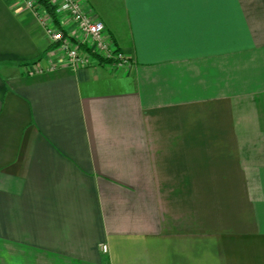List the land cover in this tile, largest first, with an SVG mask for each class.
Here are the masks:
<instances>
[{"label": "crops", "instance_id": "crops-1", "mask_svg": "<svg viewBox=\"0 0 264 264\" xmlns=\"http://www.w3.org/2000/svg\"><path fill=\"white\" fill-rule=\"evenodd\" d=\"M80 1L129 66L0 0V264H264V0Z\"/></svg>", "mask_w": 264, "mask_h": 264}, {"label": "built area", "instance_id": "built-area-1", "mask_svg": "<svg viewBox=\"0 0 264 264\" xmlns=\"http://www.w3.org/2000/svg\"><path fill=\"white\" fill-rule=\"evenodd\" d=\"M49 1L55 7L57 18L61 16L68 17L75 26L76 33L84 39L83 43L87 42L86 45L89 51L86 52L79 49L80 44L73 42L74 40L68 37L62 29H58L52 23L46 29L50 45L54 47V50L60 52L69 66L73 68L91 66L97 62L94 56L112 61L111 65L113 66L124 67L130 65L129 60L113 46L112 41L105 35L104 24L89 16L80 0ZM21 2L25 8L32 11L37 17H41V20L47 16L35 0H21ZM48 19H50L49 16L43 20L44 23ZM101 248L103 252L106 251V246Z\"/></svg>", "mask_w": 264, "mask_h": 264}, {"label": "trees", "instance_id": "trees-1", "mask_svg": "<svg viewBox=\"0 0 264 264\" xmlns=\"http://www.w3.org/2000/svg\"><path fill=\"white\" fill-rule=\"evenodd\" d=\"M35 2L40 8H42L45 14L50 17L52 24L56 26L58 29H60L58 18L55 13V7L50 3V1L49 0H35ZM78 47L79 49L83 51H86V52L89 51L85 44H80ZM94 59H96L98 64H112V61L108 59H102L97 56H94ZM37 62H39V60H37L35 63Z\"/></svg>", "mask_w": 264, "mask_h": 264}, {"label": "rangeland", "instance_id": "rangeland-1", "mask_svg": "<svg viewBox=\"0 0 264 264\" xmlns=\"http://www.w3.org/2000/svg\"><path fill=\"white\" fill-rule=\"evenodd\" d=\"M53 47V46H52ZM54 48V47H53ZM236 71V70H235Z\"/></svg>", "mask_w": 264, "mask_h": 264}]
</instances>
